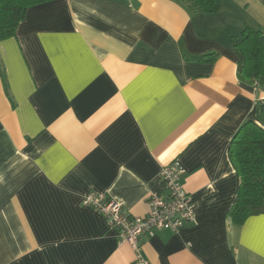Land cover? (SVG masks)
<instances>
[{
  "label": "crops",
  "instance_id": "crops-1",
  "mask_svg": "<svg viewBox=\"0 0 264 264\" xmlns=\"http://www.w3.org/2000/svg\"><path fill=\"white\" fill-rule=\"evenodd\" d=\"M264 33V0L215 14L179 0H52L0 42V264H138L82 206L102 193L134 217L177 160L196 222L139 237L147 264H264V214L234 224L229 145L259 126L264 86L232 46Z\"/></svg>",
  "mask_w": 264,
  "mask_h": 264
},
{
  "label": "trees",
  "instance_id": "trees-1",
  "mask_svg": "<svg viewBox=\"0 0 264 264\" xmlns=\"http://www.w3.org/2000/svg\"><path fill=\"white\" fill-rule=\"evenodd\" d=\"M52 0H0V42L15 36L26 11ZM190 11L215 14L223 0H179ZM237 57V77L248 85L264 86V33L244 28L232 46ZM259 126L245 122L229 145V158L239 178L236 200L229 211L240 225L264 214V100L259 103Z\"/></svg>",
  "mask_w": 264,
  "mask_h": 264
},
{
  "label": "built area",
  "instance_id": "built-area-1",
  "mask_svg": "<svg viewBox=\"0 0 264 264\" xmlns=\"http://www.w3.org/2000/svg\"><path fill=\"white\" fill-rule=\"evenodd\" d=\"M185 173L184 167L177 160L161 168L159 180L164 194L151 195L147 199L148 210L144 217L131 216L124 210L121 202L102 193L91 192L84 195L81 204L107 221L117 233L120 243L132 248L138 264H147L141 257L138 241L140 236H153L162 230L177 233L196 222L194 205L183 185Z\"/></svg>",
  "mask_w": 264,
  "mask_h": 264
}]
</instances>
